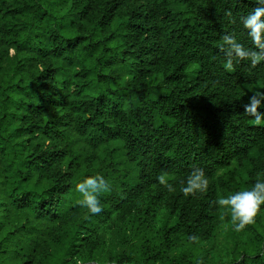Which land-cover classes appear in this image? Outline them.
Segmentation results:
<instances>
[{"label": "trees", "instance_id": "obj_1", "mask_svg": "<svg viewBox=\"0 0 264 264\" xmlns=\"http://www.w3.org/2000/svg\"><path fill=\"white\" fill-rule=\"evenodd\" d=\"M256 6L0 0V264H264V211L236 233L213 203L264 178V127L244 114L264 62L228 73L218 47H253ZM194 167L209 189L186 198ZM97 173L112 191L89 218L74 185Z\"/></svg>", "mask_w": 264, "mask_h": 264}, {"label": "clouds", "instance_id": "obj_2", "mask_svg": "<svg viewBox=\"0 0 264 264\" xmlns=\"http://www.w3.org/2000/svg\"><path fill=\"white\" fill-rule=\"evenodd\" d=\"M257 6L246 16L240 17L243 28L253 47H245L238 42L234 34L222 36V43L219 44V51L224 54L223 68L226 72L232 73L236 65L241 61H250V67L256 68L264 62V0H255ZM225 15L232 17V11L226 10ZM235 23V20H232ZM264 92L257 91L249 98V103L244 105V114L251 117L250 123L255 127H264V113L258 109L264 106ZM158 184L163 186L169 193H175L176 188L170 183V175L161 172L157 176ZM209 179L203 168L194 167L188 174L185 182L180 187L184 197L197 198L208 192ZM74 191L80 194L77 204L86 210L89 218L98 216L103 212V205L100 197L110 194L111 183L102 174L86 175L79 182L75 183ZM220 212L219 220L227 222L231 229L240 233L256 223L257 217L264 211V178L257 176L255 183L250 187L238 190L227 195H218L213 201ZM190 240L196 242L197 236H191Z\"/></svg>", "mask_w": 264, "mask_h": 264}, {"label": "rangeland", "instance_id": "obj_3", "mask_svg": "<svg viewBox=\"0 0 264 264\" xmlns=\"http://www.w3.org/2000/svg\"><path fill=\"white\" fill-rule=\"evenodd\" d=\"M228 258H229V257H225V258H223V260H224V261H227Z\"/></svg>", "mask_w": 264, "mask_h": 264}]
</instances>
